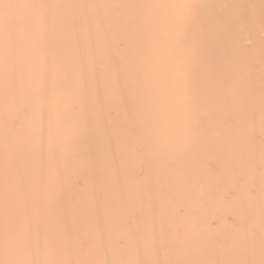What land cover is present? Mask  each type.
<instances>
[{"label": "bare ground", "instance_id": "bare-ground-1", "mask_svg": "<svg viewBox=\"0 0 264 264\" xmlns=\"http://www.w3.org/2000/svg\"><path fill=\"white\" fill-rule=\"evenodd\" d=\"M213 3L0 0V264H264V0Z\"/></svg>", "mask_w": 264, "mask_h": 264}, {"label": "snow or ice", "instance_id": "snow-or-ice-1", "mask_svg": "<svg viewBox=\"0 0 264 264\" xmlns=\"http://www.w3.org/2000/svg\"><path fill=\"white\" fill-rule=\"evenodd\" d=\"M36 2L42 4L43 0H36ZM137 4L142 8L166 9L184 21H188L201 9L214 7L213 0H137ZM189 54L193 56L199 54V43L195 38L192 40ZM241 74L242 69H233L231 75L224 79L223 85L218 89L213 101L219 103L227 99L229 90L235 88L236 83L241 78ZM206 102H208L206 97L188 91H184L177 97V118L175 125V133L177 136L188 139L201 128L205 123L203 118V105ZM5 264H75V262L60 259H16L7 260Z\"/></svg>", "mask_w": 264, "mask_h": 264}]
</instances>
